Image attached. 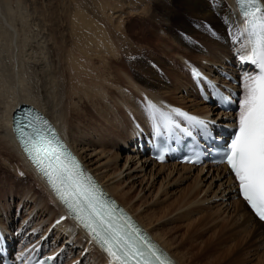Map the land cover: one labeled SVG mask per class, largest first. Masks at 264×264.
<instances>
[{
  "label": "bare ground",
  "instance_id": "obj_1",
  "mask_svg": "<svg viewBox=\"0 0 264 264\" xmlns=\"http://www.w3.org/2000/svg\"><path fill=\"white\" fill-rule=\"evenodd\" d=\"M3 1L0 0V22L4 24L7 33H10L11 38H13L14 43L12 44H15V47L20 50L28 43V40L33 43L35 41L33 39H41L37 42L39 46L36 43L37 49L35 47L30 49V55L26 56L27 60L24 59L25 57L21 58L17 55L20 58L13 63L11 72L13 77L16 76L17 78L18 85L16 84L17 87L15 85L16 89L11 92L12 90L8 91L9 88L5 92L1 91L2 88H0V147L4 158V162H1L0 167H5L4 169L9 173H15L18 177V183L21 185L31 181L32 185L26 189L24 188V191H18L14 199L20 197V200H24L26 208L32 203V208L35 211L37 209L36 214H42L41 218L36 221L41 220L43 222L46 217H49V220L46 221L48 224L45 223L46 225L40 227L42 222L34 224L35 214L33 221H26L22 218V221L16 227L18 216L13 217L10 212L12 206L6 204L9 207L8 211L6 209L5 212L8 223L5 224L0 221V238L6 236L9 241L15 243L25 241L26 248L33 244H35L33 248L42 246L41 248L44 247L45 252L48 246L52 247V250L47 252L46 255L55 256L57 264H78L80 259H82L80 264H112L106 254L90 242L89 238L74 226L69 218L65 217L60 204L55 201L41 177L36 174L19 150L12 131L14 112L22 105L34 107L49 119L53 126L57 128L61 138L85 162L72 142L68 123H76V129L82 133L83 129L90 127L86 126L89 120L97 119V116L93 111L86 112L83 106L80 108L72 103L64 81L60 80L54 47L50 43L52 42V31L42 26V30H35L36 32L31 37L21 38L22 28L17 24L16 19L6 18L7 14L3 12V9L7 5ZM18 7H20L19 3ZM128 11L131 13L136 12L131 8H128ZM137 17L142 25L148 27V32L146 34V31L142 32L140 36H137L123 30V35L128 41L123 44L127 51L125 54L119 55L114 50L116 48L114 35L110 38L107 29H100L91 17L80 13L76 15L79 21L85 23L88 30L94 31L97 40L99 39L105 43L99 42L98 45L107 47L116 60L113 62L103 60L107 64L105 66L106 70L110 71L111 74H104L105 79L101 80L108 81V84L111 82L110 85H114L113 82L130 85L145 98L144 102L148 105L147 107L150 104L155 105V108L160 112L170 116V122H162L159 116L156 120L145 116V118L142 117L141 121L143 123L141 124L128 111L129 107L124 103V100L117 96L119 105L116 108L117 114L114 125L108 126L102 122L101 128L104 131L105 140L107 139L110 144L109 146L127 154L124 157V165L113 170L111 176H114L112 181H115L111 185L106 182L105 177L97 175L93 169L87 167L96 174L109 194L131 212L179 264H187L186 257H190L187 245L181 243L176 236V233L183 230L186 231L187 235L191 234L194 246L199 249L202 256L207 257L208 261L204 264H211L225 257L224 261L228 260L229 264H247L246 261L244 262L246 257L251 259L250 264H264V224L257 221L245 206V203L237 198L234 180L228 174L225 166L195 168L176 164L158 165L154 164L149 156L140 155L134 145L139 139L146 140L150 134L159 132L163 127H177V125L180 127L193 124L186 117L177 114L175 110L203 121L234 122L235 115L222 116L217 114L214 108L204 103L193 105L190 112L178 105L186 102L185 99L175 101L174 98L169 96L172 100L166 101L162 95L158 94L161 89L157 85L154 87V83L152 85L150 83L143 86L138 82L140 78L138 77V79L132 73V70L135 69L133 64L138 63L141 57L147 55L148 63L138 71L154 75L155 80L163 78L161 70L166 69L168 63H171L173 68L182 67L184 64L190 67L191 72L200 73L195 83L196 88L198 87L197 92L207 85L224 84V80L219 79L218 72L232 69L228 68L224 62L227 55L224 56L225 50L223 49L227 47L229 42L231 45H236L240 38L241 40L244 38L245 45L241 50L242 55L247 57L246 53L250 51L251 46L248 44L247 32L245 31V17L241 15L236 0H158L155 10L150 16L137 15ZM159 31H161L160 35H158ZM83 34L85 35V32ZM150 36L153 39V44L150 43L153 46L151 49H154L151 51L152 54L150 51L145 53L140 50V45L146 42L143 37L150 38ZM173 37L179 38V45L175 47L166 46ZM190 37L203 42L202 44L205 45L204 54H202V49L192 43L191 40H188ZM158 49H161L160 52L166 58L154 53ZM174 56L186 59V64L177 59L175 63H172ZM228 60H230L229 55ZM239 63L241 67L237 71L232 70L231 73H239L242 66L248 63V60L245 59ZM155 69L157 70L155 71ZM33 70L35 75L33 83L35 86L31 85L30 88L27 87L26 83L29 82L28 78ZM170 71L173 73L174 69ZM110 75H112V81L109 79ZM170 75L172 76V74ZM180 77H183V75L175 74L170 79H179ZM201 78L206 79V85ZM160 87L164 90L167 89L165 86L160 85ZM174 88V92L181 90L180 86ZM241 90L245 93L244 87ZM109 94L111 96L115 94L114 90L109 88ZM171 95H174V93ZM98 96L100 102L97 104V112L99 108L101 109V103L105 101L104 97ZM90 98L94 97L87 96L89 101ZM93 105L96 106V103ZM151 123H153L154 128L148 133L146 125ZM115 159L119 162L120 156L115 154ZM13 162H18L21 166L13 164ZM140 174L152 181V189L144 194H142L144 192L142 189L139 192V195H142L139 196L138 201L131 205L129 201L135 193L136 185L142 187L144 181L147 180L145 178L138 180ZM187 181H191L190 188L180 192V195L178 194L176 198L168 192H161L169 184L182 185ZM121 187L123 188L121 189ZM12 196L14 194L11 195L13 200ZM233 199L238 201L232 202ZM138 203H140L139 207L137 206ZM61 217L64 218L62 220L64 227H61L64 228V240L70 241L71 248L78 249L79 258L77 257V259L71 260L70 247L65 246V244L58 246L61 236L52 239V245L50 243L54 231L50 234L47 232L51 228L53 220H61ZM56 234L58 233L56 232ZM65 235H67L66 239ZM240 252L244 253L240 254ZM64 259L66 260L64 261Z\"/></svg>",
  "mask_w": 264,
  "mask_h": 264
},
{
  "label": "rangeland",
  "instance_id": "obj_2",
  "mask_svg": "<svg viewBox=\"0 0 264 264\" xmlns=\"http://www.w3.org/2000/svg\"><path fill=\"white\" fill-rule=\"evenodd\" d=\"M3 2H5V4L7 5L4 6L6 8L3 9V12L7 14L6 18L10 17L16 19L17 24H19V26L22 28L20 33L21 38L29 36L31 37L36 32L35 30L39 29L38 31H41L42 26H44L45 29L48 28L52 31V42L50 43L54 47V54L60 71V80L64 81L65 88L68 91L69 97L72 99V103L79 106L80 108L83 106L86 112L93 111L97 116V119L89 120V123H87L86 126L90 127L85 128V130L82 128V133L76 129V123H68V129L70 136L72 137V142L80 152L81 156L84 158L86 165L90 167V169H93V171H95L97 175L105 177L106 182L111 185L113 181H115H112V178L114 176H111L112 172H114L113 170L123 167L125 161L124 157L127 154L121 150L117 151L115 148H112V146H109L110 144L107 142V139L105 140V136H103L104 131L101 128L102 122L108 126L114 125V119H116L115 117L117 114L116 108L119 105L117 96L118 98L124 100V103L129 107L128 111H130V113L133 114V116L138 119V122L141 124L143 123L141 121L142 117L145 118V116H148L150 118L148 111L149 107H147L148 105L146 104V102H144L145 98L142 97L138 92H136L130 85H121L118 82H113V84L115 83L114 86L110 85L111 82L108 84V81L101 80L105 79L104 74H111L110 71L106 70L105 66L107 64L103 60L106 59L109 62H113L116 60L110 54V50H108L107 47L98 45L99 42H101L102 44L105 43L99 39L97 40L94 31L88 30L85 23L83 21H79L76 18V15L80 13L91 17V19L94 20L96 24H98V27L100 29H107L110 38H112L114 35L113 39L116 44V48L114 49L115 53L118 52L117 54L121 55L126 53L127 48L123 44H125V42H128L125 39L122 31L124 30L126 33H133L137 36H140L141 33L145 31L146 34L148 32V27L140 23L137 15L147 17L150 16L155 10V6L158 3V0H4ZM18 3L20 4V7H18ZM128 8H131L134 11L136 10V12L131 13L128 11ZM84 32L85 35L83 34ZM160 34L161 31L158 32V35ZM9 35L10 33H7V29L5 28L4 24L0 22V88H2L1 91L5 92L9 88L10 89L8 91L12 90L11 92H13L18 85V83L16 82V76L13 77V74L11 72V68L13 63H15V60L20 58L18 56H21V58L25 57L24 59L27 60L26 56L28 57L30 55V49L34 47L35 49H37V46H39L37 42L41 39H33V41L35 40L34 42L32 41L33 43H30L31 41L28 40V43L23 46V49L18 50V47H15V44H12L14 43L13 38H11V35ZM151 36L150 38L143 37L146 42L140 45L141 51L145 53H149L150 51V53L152 54L151 51H153L154 49H151L153 48V39ZM193 38L194 37H190V39L188 40H191L192 43L202 49V54H204L205 45L202 44L203 42L201 40ZM229 44L230 42L228 43L227 47L223 49L225 50V52L223 51L224 56L227 55L224 62L226 63L229 61V65L226 63V66L228 65L229 67L236 69L235 66L240 59L241 50L245 45V41L244 38H242V40L240 38V41H238L236 45ZM177 45H179V38L176 37L171 38L166 44V46L168 47H175ZM22 50L23 52L25 51V53H23ZM160 50L161 49H158L154 53L164 57V54L162 55V52H160ZM228 55L230 60L232 61H227ZM176 59L181 61V63L185 62L186 64V59H182V57L180 58L179 56L178 58L174 56L172 59V63H175V61H177ZM148 60L149 59H147V55H145L141 57L138 63L135 62L133 64L135 69L133 68L134 70H132V73L137 78H140V81H138L140 84L145 86L149 85L150 83L151 85L154 83V87H156L157 85V87L161 89L158 94L162 95L166 101L171 99L169 98V96L174 98L175 101H182V99H185L186 102L180 103L178 105L180 107H184V109L189 110L190 112L192 111L193 105L202 103L201 101H199L195 87V80L197 77H194L190 67H187L183 64L182 67L173 68L172 64L168 63V67L161 70L163 72V74H161L163 75V78H161L160 80L158 79L160 81L159 82L157 79H154L156 78L154 75L146 72L141 73L138 71L143 65L148 63ZM171 69H174L173 73H171ZM156 70L157 69H155V71ZM170 74H172V76ZM175 74H181L183 75V77H180L179 79L173 78V80H171L170 78L174 77ZM34 76L35 75L33 70L32 72H30L28 78L29 82H27L28 84L26 83L27 87L29 86L31 88V85H33V87L35 86L33 83V81L35 80ZM111 77L112 75H110L109 79L112 81ZM160 85L165 86L167 89H162ZM173 85L177 87L180 86L181 90L174 92L175 86ZM243 87L244 86H242L241 89ZM109 88H111L115 92V94H113L112 96L109 94ZM150 91L153 90L151 89ZM172 93H174V95H171ZM98 95L104 97L105 101L103 100L104 102L101 103V109L99 108L97 112V104L100 102ZM87 96L94 98H90L91 100L89 101L87 99ZM71 99H69V101H71ZM94 103H96V106L93 105ZM152 125L153 123H151L150 125H146L148 133L153 130L154 126ZM115 154H118L120 156L119 162H117L118 160L115 159ZM2 161L4 162V158L0 147V165ZM13 164H19L21 166V164L18 162H13ZM1 168L2 167H0V221L5 224L8 223L5 212L6 209L7 211L9 209L6 204H10L12 206L10 207L12 216H18L16 221L17 227V225L22 221V218L26 221H31L37 212V209L35 211L32 208V203H30L26 208L24 200H20V197L14 199L18 191H24L26 188L31 186L32 183L31 181H29V183L26 182L21 185L18 183V177L15 173H9L6 169H4L5 167H3L2 169ZM139 177L140 179L138 180H141V178H145L147 180L144 181V186L142 187L136 185L134 189L135 193L133 194L132 199H130L129 201V204L131 205L138 201L139 196L147 193V191H150L152 189V181L149 180L148 177H144L142 176V174H140ZM146 183L148 184L145 185ZM189 186H191V181H187L182 185L169 184V186L163 189L161 192H168L170 195H172V197L176 198L178 194L180 195V192L190 188ZM122 188L123 187H121V189ZM142 189L144 190V192L139 195V192ZM13 194L14 196H12V200L11 195ZM237 201L238 200L236 199L232 200V202ZM137 206L139 207L140 203H138ZM41 215L42 214L35 215L34 224L42 222L41 220L36 221L38 218H41ZM48 218L49 217L45 218L40 227L48 224V222L46 223V221L49 220ZM56 220H53V223L50 226L51 228L47 232L50 234L52 233V231H54V236H51L50 243L52 242V239H55V237L61 236L58 246H62L63 244H65L66 246L67 241H65L63 237L64 228H61L64 227V222L62 221L63 219L60 220V223H56ZM56 232L58 234H56ZM66 236L67 235H65V239ZM176 236L181 243L186 244L188 247L190 257H186L187 264H204L206 261H208L207 257L202 256L199 252V249L194 246L191 234L187 235L186 231L183 230L176 233ZM69 247L72 254L70 256L72 258L71 260L77 259V257L79 258L78 249H73L71 248V246ZM242 253L244 252H240V254ZM46 254L48 253L46 252ZM225 258L218 259L211 264H229L228 260L224 261ZM65 260L66 259H64V261ZM81 261L82 259H80L79 263H81ZM245 261L248 264L251 259L246 257V259H244V262Z\"/></svg>",
  "mask_w": 264,
  "mask_h": 264
},
{
  "label": "snow or ice",
  "instance_id": "obj_3",
  "mask_svg": "<svg viewBox=\"0 0 264 264\" xmlns=\"http://www.w3.org/2000/svg\"><path fill=\"white\" fill-rule=\"evenodd\" d=\"M237 3L242 7L247 5L244 11L245 31L251 46L249 55H241L240 59L242 62L247 59L257 72L255 75L246 74L243 85L245 93L239 102V119L236 122L238 128L227 145L221 162L227 163L234 174L240 194L248 206L264 220V4L261 0H237ZM194 75L199 77L200 73L194 72ZM29 111L22 110L14 118V131L25 151L49 178L69 215L100 243L113 258L114 264H131L133 260L135 264H170L162 254H158L153 245L145 243L143 247H137L129 240L128 229L137 234L139 230L128 220L124 221L127 227L122 230V226L115 221L114 210L98 205L94 195L95 186L90 178L85 183L82 180L84 173L75 158L64 151H57L51 139L34 130L35 125L26 119ZM175 111L199 126L205 134H209L205 121L180 113L179 110ZM149 115L153 120L159 116L162 122H170V116L160 112L155 105H149ZM35 120L45 128L48 127L47 121L38 115ZM29 128L33 131H29ZM183 131L190 134L187 129ZM56 223H60V220Z\"/></svg>",
  "mask_w": 264,
  "mask_h": 264
},
{
  "label": "water",
  "instance_id": "obj_4",
  "mask_svg": "<svg viewBox=\"0 0 264 264\" xmlns=\"http://www.w3.org/2000/svg\"><path fill=\"white\" fill-rule=\"evenodd\" d=\"M16 112H19V111H16Z\"/></svg>",
  "mask_w": 264,
  "mask_h": 264
}]
</instances>
